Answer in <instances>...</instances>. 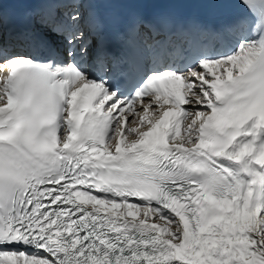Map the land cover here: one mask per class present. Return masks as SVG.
<instances>
[{
    "label": "bare ground",
    "instance_id": "6f19581e",
    "mask_svg": "<svg viewBox=\"0 0 264 264\" xmlns=\"http://www.w3.org/2000/svg\"><path fill=\"white\" fill-rule=\"evenodd\" d=\"M229 0H225L228 2ZM237 11L246 8H257L264 5V0H233ZM222 14H228L227 9H213ZM81 27V24H79ZM59 37V36H57ZM8 52V47L0 46V52ZM257 48H248L247 55L255 59ZM244 67L242 61L236 64ZM230 71L227 70L226 73ZM241 72V68L235 73ZM190 118L186 122L182 136L176 134V142L184 144L188 150L198 153L206 166L216 173L228 187L230 199L227 209L220 217L210 221L201 234L194 240H187L186 230L181 220L163 208H139L132 205L105 204L109 212L129 216L136 221L148 224V229L154 231L160 240L174 248L176 261L181 264H248L245 260L252 259L258 264H264V140L258 139L254 126L247 131L248 141L236 142L230 149L217 152L218 144L199 141L197 128L204 120L207 112L197 108L207 103L208 92L203 91L197 84L193 87ZM1 97V95H0ZM2 104V103H0ZM150 108V104H147ZM134 115L125 113L127 126L121 138L125 145H135L144 132L150 128L155 119L160 117L161 108L146 113L137 106ZM258 220V222H257ZM258 223V226H257ZM7 264H45L41 258L32 262L11 257ZM52 264V263H49Z\"/></svg>",
    "mask_w": 264,
    "mask_h": 264
},
{
    "label": "rangeland",
    "instance_id": "374dc122",
    "mask_svg": "<svg viewBox=\"0 0 264 264\" xmlns=\"http://www.w3.org/2000/svg\"><path fill=\"white\" fill-rule=\"evenodd\" d=\"M263 188H262V190H263V198H264V182H263V186H262ZM257 222H258V220H257ZM257 226H258V223H257ZM262 242H263V245H264V234H263V237H262ZM244 262H246V263H248V264H258L255 260L253 261L252 259H249V260H245V261H243V263ZM227 263H229V262H226V264ZM224 264V263H223Z\"/></svg>",
    "mask_w": 264,
    "mask_h": 264
}]
</instances>
